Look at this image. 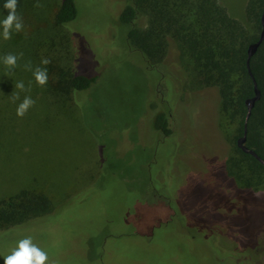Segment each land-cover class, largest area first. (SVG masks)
Here are the masks:
<instances>
[{
  "label": "rangeland",
  "instance_id": "obj_1",
  "mask_svg": "<svg viewBox=\"0 0 264 264\" xmlns=\"http://www.w3.org/2000/svg\"><path fill=\"white\" fill-rule=\"evenodd\" d=\"M61 1L24 0L30 48L18 45V66L0 76V198L33 187L54 206L0 231V264L28 236L49 264H234L218 258L247 248L249 264H264V185L247 188L228 175L237 123L223 112L219 88L168 94L176 130L164 136L156 127L166 112L154 91L159 72L129 47V26L119 20L127 0H76L78 16L64 26L55 19ZM248 1L220 3L253 34ZM28 62L46 67L60 90L73 70L99 79L68 107L38 87ZM18 81L31 90L14 89ZM25 96L35 105L21 118Z\"/></svg>",
  "mask_w": 264,
  "mask_h": 264
},
{
  "label": "trees",
  "instance_id": "obj_2",
  "mask_svg": "<svg viewBox=\"0 0 264 264\" xmlns=\"http://www.w3.org/2000/svg\"><path fill=\"white\" fill-rule=\"evenodd\" d=\"M4 3L5 0H0V20L7 15ZM126 3L119 20L129 26V47L138 51L147 68L157 70L160 76L161 82L157 83L154 91L159 94L166 112L156 117L157 129L164 136H170L176 130L171 104L166 100L168 94L177 100L181 99L187 87L192 90L218 87L223 112L237 123L234 137L237 152L226 163L228 175L247 188L264 185V164L237 143L245 133L246 99L255 94L253 77L247 65V51L249 44L260 36L264 0H249L246 5L248 20L257 27V33L253 34L241 20L228 12L220 0H127ZM23 8L24 0H18V15H22ZM78 13L76 0H62L55 16L56 23L64 26L76 19ZM144 14L150 18L146 28L139 24ZM29 36L32 34L13 30L11 39L5 40L0 29V76L9 70L3 64V57L9 53L17 54L18 45L24 50L29 49ZM170 52H173V60L167 59ZM177 67L181 72H177ZM250 67L261 90V98L248 120L246 145L264 158V41L252 56ZM177 77L188 80L187 86L178 87L176 81H183ZM98 79V74H78L73 70L67 91L57 89V83L52 84L50 78L45 86L38 87L54 94L63 105L72 107L69 102H73V108H77L78 91L91 89ZM2 80L0 77V83ZM165 83L169 84L168 89ZM5 96L6 93H0V106L5 103ZM38 190L25 187L7 199L0 198V214L4 216L0 231L53 211L50 197ZM242 253L250 256L248 248L240 253L231 249L218 259L242 264L236 260Z\"/></svg>",
  "mask_w": 264,
  "mask_h": 264
},
{
  "label": "clouds",
  "instance_id": "obj_3",
  "mask_svg": "<svg viewBox=\"0 0 264 264\" xmlns=\"http://www.w3.org/2000/svg\"><path fill=\"white\" fill-rule=\"evenodd\" d=\"M3 7L7 10V15L0 20V29H2L3 38L8 40L11 39L13 30L16 32L23 31L24 23L22 17L17 13L18 0H5ZM34 7L42 8L43 5L37 2ZM22 57L23 53H20L19 56L9 53L3 57V64L7 69L14 70L18 66V59ZM50 63L51 61L47 58L41 60L42 65H48ZM24 67L26 70L33 72V76L38 85L43 87L48 83V72L46 67L37 66L33 70L31 62L26 63ZM14 89L30 91L31 82H29V87L27 89L23 81L15 82ZM19 99V92L14 91L12 94L13 102ZM34 105L35 101L31 96H25L17 107V116L21 118L24 117L28 110ZM4 264H49V256L46 251L33 242L31 236H28L19 240L17 246L11 250L10 254L4 256Z\"/></svg>",
  "mask_w": 264,
  "mask_h": 264
},
{
  "label": "water",
  "instance_id": "obj_4",
  "mask_svg": "<svg viewBox=\"0 0 264 264\" xmlns=\"http://www.w3.org/2000/svg\"><path fill=\"white\" fill-rule=\"evenodd\" d=\"M261 23H262V30H261L259 39L257 41L250 43L248 46L247 65L249 68V72H250L251 76L253 77L255 94L252 97H249L246 99L247 114H246V120H245V133L243 136H241L238 139L237 143L245 152L251 153L261 163L264 164V158L261 155H259L253 148H250L249 146L246 145L247 131H248V120L252 114V110H253L256 102L261 98V90H260L258 83H257V80H256V78L253 75V72L251 70L250 61H251L252 56L257 52L258 48L260 47V45L264 41V11H263L262 16H261Z\"/></svg>",
  "mask_w": 264,
  "mask_h": 264
},
{
  "label": "flooded vegetation",
  "instance_id": "obj_5",
  "mask_svg": "<svg viewBox=\"0 0 264 264\" xmlns=\"http://www.w3.org/2000/svg\"><path fill=\"white\" fill-rule=\"evenodd\" d=\"M236 260L241 261L242 264H248V255H244V253H242L241 258H237Z\"/></svg>",
  "mask_w": 264,
  "mask_h": 264
}]
</instances>
